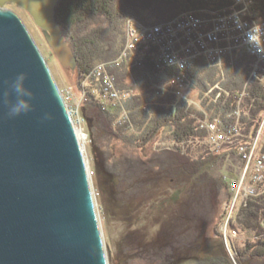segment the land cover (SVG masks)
<instances>
[{"label": "trees", "instance_id": "16d2710c", "mask_svg": "<svg viewBox=\"0 0 264 264\" xmlns=\"http://www.w3.org/2000/svg\"><path fill=\"white\" fill-rule=\"evenodd\" d=\"M231 4L232 0H59L55 7L56 21L76 58L74 76L77 80L67 87L76 98H79L81 82L86 75L98 63L113 60L118 56L125 39V22L129 16L150 25L173 19L184 11L208 15L206 10L218 11ZM252 14V23L264 20V0H256ZM243 57L236 60L234 69L227 68L225 71L226 80L223 88L229 92L227 102L234 101L235 106L251 69L252 59L245 56V60ZM142 67L134 69L135 77H132L125 65L110 69L118 88L121 87L119 89L128 90L133 86L126 107L135 127L143 128L141 133L127 132L123 126H115L114 122L119 117L120 109L104 94L99 81L90 78L85 83L88 99L81 105L80 110L92 142V168L102 179V169L110 164L108 170H111L113 181L119 190L117 200L122 204L129 197L130 184L139 194H149L167 179L180 186L182 208H178L181 210H178L175 229L179 233L181 229L186 231L187 225L192 228L201 221H212L214 217H210V213L213 211L206 197L209 195L208 190L219 189L220 186L226 190L225 181L211 177L206 169L207 163L212 161L211 163L218 162L217 165L225 166L223 159L232 158L231 161L236 162L237 157L233 151L230 156L223 152L222 158H218L212 150L213 146L205 141V135L201 133L203 131L200 128L201 122L191 115L187 101H174L176 99L174 94L162 93L159 88L152 86L156 75L151 63L145 61ZM174 72L177 70L164 71L161 75L170 78ZM190 73L194 85L201 91L214 85L219 78L217 69L209 66L205 60H198ZM157 82L162 83L159 80ZM259 85L257 80L253 79L246 88L247 97L242 103L245 107L244 112L249 114L251 119H256L263 107L260 101L264 93ZM223 97L224 94L221 98ZM208 101L209 99L205 101L206 105ZM102 104L106 106L103 111ZM94 122L107 142L112 141V145L118 150L117 153L109 151L103 160L98 150L100 146L95 141L98 140V136L94 131ZM160 138L172 140L175 144L172 148L164 147L162 151H149L147 155L146 146L157 143ZM130 148H138L140 162L126 161L123 155H120L123 149ZM218 182L223 183L224 187ZM228 190L224 196L227 197L225 201L227 203L221 204L215 215V219L218 220L216 222L219 223L215 226L218 235V241L214 242L217 243L216 249L212 251L209 244L208 252L197 255L199 262L197 264H232L225 256L227 253L223 236L221 238L218 229L220 223L227 217V206L231 199V192ZM184 214L186 216H183ZM228 222L236 231V235L230 238L236 264H264V194L238 203ZM189 231L187 233L193 234L196 239L198 232ZM187 233L180 238H184ZM108 259L111 264L113 261L111 262L109 255ZM168 259L163 263L178 264L172 263L171 258ZM127 260L126 262H129Z\"/></svg>", "mask_w": 264, "mask_h": 264}, {"label": "water", "instance_id": "95a60500", "mask_svg": "<svg viewBox=\"0 0 264 264\" xmlns=\"http://www.w3.org/2000/svg\"><path fill=\"white\" fill-rule=\"evenodd\" d=\"M58 1L41 0L38 9L27 0H0V264H109L90 166L67 103L25 23L4 8L24 9L59 63L74 70L55 17ZM20 72L33 110L8 118L5 81ZM45 113L52 118L43 120Z\"/></svg>", "mask_w": 264, "mask_h": 264}, {"label": "rangeland", "instance_id": "374dc122", "mask_svg": "<svg viewBox=\"0 0 264 264\" xmlns=\"http://www.w3.org/2000/svg\"><path fill=\"white\" fill-rule=\"evenodd\" d=\"M4 8L11 9L15 11L23 20L25 23L27 29L29 30L30 34L34 38L37 46L41 50L44 58L46 59L48 66L54 76V79L56 80L57 85L59 86L60 90L63 91L69 87L71 84H73L77 79L76 76H74V70L70 68H65L62 66L57 57L54 55L50 47L48 46L46 39L41 31V29L36 26L34 23L32 17L22 8L19 6L12 4L9 5L8 3L4 5ZM129 19L138 20L141 23H144L142 20L134 17L129 16ZM126 27V22H125ZM128 41V38L124 39L122 50L124 46L126 45ZM70 46V45H69ZM122 50L118 53V55L121 54ZM139 57V55L137 56ZM240 56L237 58L239 59ZM245 59V56L243 57ZM246 60V59H245ZM236 63V61H235ZM253 63V62H252ZM120 65H125L126 68L130 71V74L132 77H135V68L140 67H133L130 64H127L125 62L121 63ZM252 67V66H251ZM143 68V67H141ZM217 69V68H216ZM227 68L224 70V74L221 73L220 69H217L218 73V80L215 82V84H221V87H223L224 82L226 80V71ZM191 70L192 68L188 69L185 74L182 73L184 76L191 78ZM171 71V70H169ZM251 71V69H250ZM156 75L154 82L151 83L152 86L159 88L161 90V84L158 83L159 81H164L166 77H163L161 75L162 69L157 68L156 71H153ZM179 72V71H178ZM178 72H174V74H177ZM112 74V73H111ZM171 76V77H172ZM250 76V74H249ZM249 76L247 77L242 91L239 93L241 97V100L239 103L235 104L232 102L230 103L225 101L224 105L219 103V106L221 108L213 109L214 103H212L210 107V111L208 114V117H205V114L200 109L195 106H188V109L191 111V115L199 120H210L211 122L207 121L208 123H213L215 121V117L213 115H217L218 113H221V119L223 122H231L230 114L236 113L237 111L240 112V117L238 118L240 122L244 125L243 130L249 131L254 130V132L263 133L264 132V97H261L260 103L262 104V109L258 113L256 119H251V116L244 112L245 107L242 106L243 100L245 97H247L246 88L248 85H250L253 81V79H256L259 83L260 81L252 75L251 79L248 81ZM115 77V76H114ZM157 79V80H156ZM191 82H194L193 80ZM116 84V81H115ZM193 85L190 87L193 91L191 92L192 95H196V98L203 101V107H205V101L208 99L210 100V97L215 98V94L217 92L216 87H208L206 90H200L196 87V85ZM82 85V84H81ZM117 86V84H116ZM151 86V87H152ZM217 86V85H216ZM261 88H263L264 93V84L259 85ZM118 87V86H117ZM174 87V86H172ZM219 87V86H217ZM121 88V87H119ZM139 88V87H138ZM209 88H211L209 90ZM130 90H133V86L129 87ZM171 87L168 88L166 93L170 92ZM87 90H84L83 92L86 93ZM135 93V92H134ZM173 94V93H171ZM88 95V94H87ZM87 95H85L86 99H88ZM177 101H181L184 99H178L176 94H174ZM168 96V95H167ZM221 97V96H219ZM226 97V95L224 96ZM108 98V97H107ZM117 96H115V99ZM227 98V97H226ZM235 98V97H233ZM80 99V98H79ZM231 99V98H230ZM111 100V99H110ZM121 100V99H120ZM129 100V98H126L122 100V104L124 107H126V102ZM223 98H218L217 101H222ZM185 101V100H184ZM85 102V101H84ZM212 102H215L212 100ZM241 104V106H240ZM117 108L120 109V114L117 120L114 122L115 126H123L127 132H137L141 133L143 128L137 129L135 125L131 123H126L127 117H124V114L122 115V107L117 101L115 103ZM106 106L102 104V111L105 109ZM70 109V108H69ZM149 108H147L148 110ZM73 122L76 121V119H73L75 117V114L73 112L70 113ZM74 114V116H73ZM81 119L82 117L79 116ZM124 117V118H123ZM245 122V123H244ZM95 123V122H94ZM249 127V128H248ZM145 128V127H144ZM251 128V129H250ZM97 123L94 125V131L97 134V139L95 140L99 144L98 150L100 151V155L102 156V160L108 152L117 153L118 150L115 149V146L112 145V141L107 142L105 136L101 134L98 130ZM85 133L86 131V124L84 127ZM145 130V129H144ZM209 133L208 129H206ZM228 132L231 131V129L227 130ZM226 131V132H227ZM206 131H202L201 133L203 135L207 134ZM88 135V134H87ZM80 143L83 149V154L85 156L86 161L90 165L91 173V188L92 193L95 201L96 211L98 214L101 230H102V236L104 240L105 245V251L109 255L112 253L114 254V258L117 257V264H164L163 262L169 258L172 260V263L178 262V264H197L199 263L198 260V254L201 252H208L209 251V244L214 251L216 249V245L218 241L217 234L215 232V226H217L219 223L217 219H215V215L217 211H219V206L221 204H226L227 197H224L226 194V191L229 189L230 192H232V189L234 185H236V188H239L240 190L247 191L248 187L251 188V190L257 192L258 194L261 193V191L254 186V183H252L249 179L250 174L247 173L245 166L243 167L240 160H236V162H232V158H226V160H222L225 163V166H219L217 163H207V171L210 173L211 177L223 180L225 181V187L226 190L223 189L221 186L219 189H209V195L206 196L208 199V204H210V207L213 211V213H210V217H214L212 221L208 222V220L201 221L200 224H194L192 228L190 226H186V231L180 230L182 233L180 234L175 230L176 229V222H177V215H178V208H182L181 201H182V191L180 189V186H177L173 181L170 179L163 180L162 184L156 188V190L150 192L149 194H139L138 192H135L134 188H131V184L128 186L130 187L128 194L129 197L126 198V202L124 204L120 203L117 200V194L119 192L116 183H114V179L111 174V170H108L110 168V164H107L106 168L102 169V179L100 178V175L97 176L96 172L93 171V162H92V149L89 136L80 137ZM153 143V142H152ZM161 143L160 148H163L167 144V139L160 138L157 140V143L147 145V151L146 154L148 155L149 151H162V149L159 148V144ZM164 143V144H163ZM224 148L227 150L228 153H232V150H228L227 147L224 146ZM214 154L218 155V158L221 157V149L217 152L214 149ZM123 152L120 155H123V159L126 161H132L136 162L139 161L138 156L139 150L138 148L135 149H123ZM224 152H226L224 150ZM225 154V153H224ZM235 155L237 157L244 156L241 153H238L235 150ZM230 156V155H229ZM140 162V161H139ZM250 163V162H249ZM106 164V161H105ZM250 165V164H249ZM230 168V169H228ZM224 172V173H223ZM95 173V174H94ZM237 176H239V181L242 178V181L244 182L245 186L242 185V183H233L234 180L237 179ZM110 179V181H108ZM220 185L224 187V184L221 182H218ZM233 183V184H232ZM229 185V186H228ZM260 186L263 187V183L260 184ZM229 187V188H228ZM242 188V189H241ZM257 188V189H256ZM228 190V191H229ZM126 193V192H125ZM254 194L253 192H250V196L244 198V192L243 195L239 198L231 197L230 204L227 206V212H226V219L225 221L220 223V226L218 229L220 230L221 238L223 236V242L224 247L226 250V257L229 258V260L232 262V264H236L235 260V253L232 250V242H230V238L233 227L230 226L229 216L233 214L235 208L237 207V204L240 202H245L247 199L251 197H257L259 195ZM236 195V194H235ZM184 212V211H183ZM183 216H186L184 214ZM181 219V217H179ZM211 219V218H210ZM217 221V222H216ZM190 228V229H189ZM184 229V228H183ZM190 231H189V230ZM195 231L198 232V236L195 239L193 234H188L187 232ZM187 233V235L184 238H180L183 234ZM227 233V234H225ZM220 237V236H219ZM235 239V238H234ZM189 247V248H188ZM191 248V250H190ZM111 250V251H110ZM232 251V252H231ZM129 259L127 260L126 258ZM108 258V255H107ZM129 261V262H126ZM169 260V259H168ZM109 262V259H108ZM112 262V260H111ZM110 264V263H109ZM112 264V263H111Z\"/></svg>", "mask_w": 264, "mask_h": 264}, {"label": "built area", "instance_id": "2783aa9c", "mask_svg": "<svg viewBox=\"0 0 264 264\" xmlns=\"http://www.w3.org/2000/svg\"><path fill=\"white\" fill-rule=\"evenodd\" d=\"M256 4V0H252V3L247 6L246 12L241 15V20L247 25L252 24V12L253 7ZM245 8V3H237L236 0H232V4L224 9L218 11H208V15H199L196 11H184L170 19L168 21L156 24H144L138 20L127 19L125 27V38H128L126 45L124 46L120 55L115 59L106 62L98 63L89 74L81 82V92L79 98H76L70 88L62 91L65 102L67 103L69 113L73 112L76 119L74 121V126L78 132L79 137L88 136L85 133V118L81 114L80 107L86 101L83 92L86 90L85 83L88 79L94 78L99 81L100 86L104 94L114 102L118 101L122 107V115L127 117L126 123H130V113L127 107H124L122 100L131 96V90H121L115 84V77L111 74L110 69L120 65L125 62L133 67H142L145 61H148L152 65L154 71L157 68L164 71L176 70L168 65L167 58L174 57L178 60H182L185 64L184 70L174 74L170 78L175 79L174 87L171 86L170 92L176 94L178 99H184L187 101L188 106H195L200 111L203 110L205 117H208V111L212 103H214L213 109L221 108L219 103L224 105L229 97V92L221 87V84H214L212 87H216L215 98L210 97L207 105L203 107V101L196 98V95H192V89L190 87L193 85L192 80L184 76L182 73L192 68L198 60H205L209 66L220 69L221 73L224 74L225 68L234 69L235 61L237 58L247 56L252 59L251 71L248 81L251 79L252 75L255 76L260 82L259 84H264V59H261L258 55L254 54L246 44H244V31L246 28L237 29L233 23L232 15L234 12H239L241 9ZM264 21V20H261ZM260 21V22H261ZM139 55V57H137ZM219 87H217V86ZM211 88H209L210 90ZM179 93V94H178ZM224 96V100L217 101L219 96ZM115 96L117 98L115 99ZM241 97L238 102H240ZM121 99V100H120ZM214 100L215 102H212ZM206 104V103H205ZM209 104V108H208ZM70 108V109H69ZM73 114V116H74ZM212 114V112H211ZM71 115V114H70ZM81 116L82 119L79 117ZM215 121L212 124L210 120H199L201 122L200 128L205 133V141L213 146V149L218 152L221 149V153L224 148L227 147L228 150H235L238 153L243 154L242 157H237V160L241 161L242 166L248 174H250L249 179L254 186H256L261 193L251 190L248 187L247 191L240 190V183L245 186L244 182L239 181V176L233 181L235 184L239 183V188L234 185L231 197L239 198L243 195L244 198L249 197L250 192L257 195L264 194V132H254V130L244 131V125L238 119L240 117V112L237 111L235 114H230L231 122H223L221 119V113L213 115ZM123 117V118H124ZM196 118V115H195ZM264 124V122H263ZM131 126V123H130ZM242 126V127H241ZM209 133L207 132V130ZM231 129L230 132L227 130ZM251 129V128H250ZM227 131V132H226ZM164 144V143H163ZM175 144L172 140H167V144L164 147H173ZM161 143L159 144V148ZM160 148V149H164ZM231 153H228V156ZM250 162V163H249ZM250 164V165H249ZM91 173V170H89ZM232 183V184H233ZM263 183V187L260 184ZM256 188V189H257ZM236 194V195H235ZM227 234V233H225ZM236 235V231H232L231 237Z\"/></svg>", "mask_w": 264, "mask_h": 264}, {"label": "clouds", "instance_id": "9594fccd", "mask_svg": "<svg viewBox=\"0 0 264 264\" xmlns=\"http://www.w3.org/2000/svg\"><path fill=\"white\" fill-rule=\"evenodd\" d=\"M30 6H35L38 9L41 6V0H27ZM237 3H245V8L239 12H234L232 15L233 23L237 29H245L244 44H246L254 54L258 55L261 59H264V21L253 22L250 26H247L242 20L241 15L246 12L247 6L252 3V0H236ZM43 3H47V0H43ZM168 65L175 68L177 71L182 72L185 64L182 60H178L174 57L167 58ZM26 73H18L11 81L6 80L5 84L8 86L3 93V104L7 108L6 116L8 118H14L21 114H27L33 110V92L25 86ZM175 85L174 78H165L161 84V92H167L168 88ZM15 94V102L10 99L12 94ZM179 94V93H178ZM51 114L45 113L43 120L51 119ZM90 166V165H89Z\"/></svg>", "mask_w": 264, "mask_h": 264}, {"label": "flooded vegetation", "instance_id": "af4514ba", "mask_svg": "<svg viewBox=\"0 0 264 264\" xmlns=\"http://www.w3.org/2000/svg\"><path fill=\"white\" fill-rule=\"evenodd\" d=\"M110 251H111V250H110ZM112 253H113V252H112ZM112 253H111L110 255H109V253H108V255L111 257V260L113 261L112 263H113V264H117V257L114 258V254H112Z\"/></svg>", "mask_w": 264, "mask_h": 264}]
</instances>
